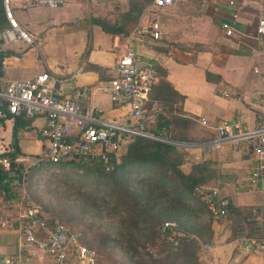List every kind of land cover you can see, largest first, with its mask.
<instances>
[{
	"label": "crops",
	"instance_id": "1",
	"mask_svg": "<svg viewBox=\"0 0 264 264\" xmlns=\"http://www.w3.org/2000/svg\"><path fill=\"white\" fill-rule=\"evenodd\" d=\"M79 2L67 0L55 8L56 18L52 14L41 21L17 17L25 29L40 34L43 41L34 46L0 43V51L9 52L1 60L0 84L45 72L59 83L63 94L77 86L90 87L86 108H96L105 120L130 125L133 120L128 108L113 104L98 87L117 76L115 63L133 26L156 13L164 29L163 37L133 39L132 43L136 62L140 65L158 62L156 68L164 72L166 81L183 96L182 111L195 117L197 126L192 135L197 141L183 147L181 170L187 172L192 163L210 159L217 167V179L210 184L231 205L262 203V197L259 203L249 202L246 197L252 192L248 186V171L253 162L249 150L242 143L215 145L211 141L216 137L214 127L220 121L247 126L258 123L264 99V40L255 37V24L258 14L264 11V0H174L164 8H154L151 0L137 22L125 25L126 33L122 36H113L89 22L87 13L93 12L94 0H90L84 12ZM222 21H233L231 35L223 33ZM148 115L145 121L152 122V110L149 109ZM14 121V117H7L1 122L2 141L10 147ZM21 121L23 124L16 132L19 152L15 156L23 162L35 149H44L46 141L39 133L42 116L23 117ZM7 122L9 135L4 141L2 131ZM4 207L0 205V217L11 220L13 209ZM15 253L13 222L0 227V259ZM19 264H32V261L23 255Z\"/></svg>",
	"mask_w": 264,
	"mask_h": 264
},
{
	"label": "built area",
	"instance_id": "2",
	"mask_svg": "<svg viewBox=\"0 0 264 264\" xmlns=\"http://www.w3.org/2000/svg\"><path fill=\"white\" fill-rule=\"evenodd\" d=\"M66 1L0 0L6 21V26L0 30V42L26 46L40 44L43 37L25 29L17 20L16 12L34 7L55 9ZM173 1L152 0V5L154 8H164L171 6ZM232 16L235 17V14ZM220 26L226 36L234 32L233 21H222ZM255 32L257 39L264 40V11L256 18ZM163 35L164 29L156 13L150 19L135 24L117 57V76L98 87L113 104L128 108L133 120L130 125L105 120L96 108H86L90 87L77 86L63 94L59 83L45 72L0 84V169L6 176L15 177V166L23 163L10 154L12 148L9 143L2 141L1 122L7 117L23 115L27 118H43L39 133L46 141L44 152L27 165H21L23 171L40 160L54 163L74 157L99 160L108 171L112 169V164L106 151L115 153L121 147L122 138L132 135L183 147L191 144L173 143L172 140L153 135L142 128V123L149 116L147 96L156 79L158 62L138 64L132 40H159ZM200 122L205 124L203 120ZM214 129L216 137L211 141L213 144L242 143L252 154L253 162L248 171L249 186L264 199V99L256 125L247 126L223 120ZM193 194L202 201L212 217L228 215L231 203L215 185H196ZM4 203L13 209V217L11 220L0 217V227L13 222L16 224V253L0 259V264H19L23 255L28 256L32 264H97L94 249L80 240L78 232L58 221L48 223L43 206L30 200L24 191L19 196L12 193L4 199ZM234 217L240 220L234 239L237 250L243 254H264V201L248 206L246 211H240ZM176 227L175 221L166 220L161 223L159 230L163 233ZM173 243H176V239H173Z\"/></svg>",
	"mask_w": 264,
	"mask_h": 264
},
{
	"label": "rangeland",
	"instance_id": "3",
	"mask_svg": "<svg viewBox=\"0 0 264 264\" xmlns=\"http://www.w3.org/2000/svg\"><path fill=\"white\" fill-rule=\"evenodd\" d=\"M79 1L83 12L86 11L90 0ZM94 5L93 12L87 14L113 22L117 21L129 8V0H94ZM71 9L68 8V10ZM64 10L68 11L65 8ZM56 11L50 8L34 7L16 12V17L22 20L30 17L41 21L51 14L52 18H56ZM8 135L7 122L2 131L4 141L7 140ZM122 139L121 147L115 152L116 155L123 149L125 138ZM32 152L27 155V159L21 165H27L34 158L40 157L44 149L39 147ZM20 169L22 171L20 179L11 181L13 195L19 196L24 191L30 200L43 206L47 216L58 221H61L58 218V212L71 216V222H62L80 233L82 242L94 249L98 264H147L149 261L147 255L150 251L164 247L160 238L155 246L148 245L151 225L157 221L166 220L175 221L177 224V227L168 233V238L172 235L192 237L198 244V259L204 264H264V254H243L237 250V244L234 241L237 227L240 225L237 217L228 215L214 218L206 211L199 199H185L171 190H166V194L162 195L163 198L154 201L156 211L145 215L136 230H127L124 213L128 210V199L131 200V197L136 196L144 197L148 194L159 195L152 193L156 192L152 182L144 180L138 182L141 180V175H146L145 172L137 176L134 174L129 177L123 176V185L121 180L120 182L126 195L120 191V185L115 186L113 182L101 178L96 172H90L87 167L64 166L39 169L29 179L24 178L25 171L22 167ZM115 180L118 181L117 178ZM249 188L252 191L246 196L249 202L259 203L262 196L256 195L257 193L250 186ZM151 204L153 201L148 202V205ZM0 205L8 208L4 200L0 199ZM157 226L158 224H155L153 228ZM98 233H104L122 241L129 236L137 242V252L132 254L130 250H125L121 245L112 242L107 243L104 248H98L96 244Z\"/></svg>",
	"mask_w": 264,
	"mask_h": 264
},
{
	"label": "trees",
	"instance_id": "4",
	"mask_svg": "<svg viewBox=\"0 0 264 264\" xmlns=\"http://www.w3.org/2000/svg\"><path fill=\"white\" fill-rule=\"evenodd\" d=\"M150 1L151 0H129V8L120 15L117 21L109 22L103 18L92 16H89L88 20L90 23L98 25L101 30L106 33L113 36H122L126 33L125 25L129 22H137L142 14L144 6ZM5 26L6 21L0 4V30ZM8 53V51H0V71L1 60L4 56H7ZM164 76V72L156 68V79L148 92V101L146 103L147 108L152 110L154 119L152 122H143L142 128L153 135H160L169 140L185 143L196 142V137L192 135V132L196 130L197 126L195 117L182 111L180 104L183 96L172 88L171 84L166 81ZM205 77L208 79L209 73L206 72ZM23 117L25 118L23 115L14 117L12 140L10 142L12 148L10 154L12 156L18 155L19 152L16 140L18 126L23 123L27 124V119L22 123L21 118ZM106 152L112 164V169L110 171H106L99 160H90L87 157H74L54 163L42 160L37 161L26 168L24 178L29 179L36 170H45L49 167H87L90 172H96L101 178L103 177L104 179H108L107 181L113 182L115 186L120 185V191L126 194V191L121 186L123 176L129 177L132 174L137 176L141 172H145L146 175H141V180L138 182H142L143 180L145 182H152L154 186L153 189L156 191L152 193L159 195L148 194L144 197L136 196L131 197V200L128 199V210L124 213V223L129 231L136 230L138 224L144 220L145 215L149 212L156 211V203H154V201L163 198L164 196L162 195L166 194V190H171L174 194L185 199H199L193 194L194 186L204 183H213L217 179V167L214 161L204 159L192 163L189 170L184 172L180 168L184 156L183 146L165 143L151 138L136 135L127 136L125 137L123 149L118 155L113 151ZM20 168V163L15 166L16 175L13 178L7 177L0 169L1 200L12 195L13 189L11 181L20 179L22 174ZM116 178L118 181L115 180ZM152 201L153 204L148 205V202ZM199 201L202 203L200 199ZM247 208L248 206L230 205L228 215L235 216L240 211H246ZM57 215L61 221L47 216V222L51 223L52 221H58L64 224L62 221H72L71 216L66 215L64 212H58ZM162 222L163 221H157L151 225L152 229L148 236V245L150 247L155 246L156 241L160 238L164 247L156 251H150L147 255L149 260L147 264H204L199 261L197 256V242L192 237L186 235H172L171 238H168V233L171 230H166L163 233L160 232L159 227ZM155 224H158L157 228H153ZM69 228L76 231L74 228ZM78 234L81 240V235L80 233ZM173 239H176L175 244L173 243ZM109 242L118 244L119 246L121 245L125 250H130L132 254L137 252V242L129 236L126 240L122 241L104 233H98L96 235V244L98 248H104Z\"/></svg>",
	"mask_w": 264,
	"mask_h": 264
},
{
	"label": "water",
	"instance_id": "5",
	"mask_svg": "<svg viewBox=\"0 0 264 264\" xmlns=\"http://www.w3.org/2000/svg\"><path fill=\"white\" fill-rule=\"evenodd\" d=\"M172 142H173V143H179V141H173V140H172Z\"/></svg>",
	"mask_w": 264,
	"mask_h": 264
}]
</instances>
